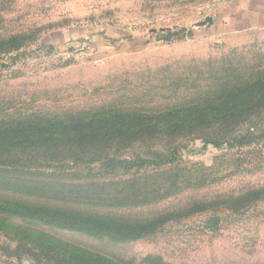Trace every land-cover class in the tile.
I'll return each instance as SVG.
<instances>
[{"label": "rangeland", "instance_id": "rangeland-1", "mask_svg": "<svg viewBox=\"0 0 264 264\" xmlns=\"http://www.w3.org/2000/svg\"><path fill=\"white\" fill-rule=\"evenodd\" d=\"M208 18L214 22L205 23ZM16 34L29 38L19 51L0 55V112L102 106L155 112L203 97L218 78L242 81L250 69L264 67V0H0V35ZM256 123L244 126L256 129L246 145L179 139L174 164L163 170L181 174L191 167L207 186L185 187L165 203L119 208L116 215H185L191 200L264 190V117ZM149 153L134 147L121 155L133 160ZM100 167L66 173L108 183L124 173ZM3 222L8 235L0 231V264H45V245L52 251L58 245L83 248L119 264H264V198L195 210L133 241Z\"/></svg>", "mask_w": 264, "mask_h": 264}, {"label": "trees", "instance_id": "trees-1", "mask_svg": "<svg viewBox=\"0 0 264 264\" xmlns=\"http://www.w3.org/2000/svg\"><path fill=\"white\" fill-rule=\"evenodd\" d=\"M27 38L25 34L0 35V55L19 51ZM250 70L245 80L218 78L203 97L155 112L106 106L59 113H21L14 107L1 111L0 231L8 235L2 226L8 219L133 241L156 233L176 219L191 216L195 210L233 208V204L263 199L264 190L260 188L237 196H222L221 201L191 200L187 204L193 208H188L185 215L174 210L137 218L115 213L123 207L139 209L165 203L180 195L185 187L207 186L202 184L201 177L194 176L191 167L181 174L178 169L163 170L164 166L174 164L179 139L193 137L216 146L250 144L256 129L244 131V126L256 127V120L264 117V67ZM157 145L167 155L157 151ZM134 147L151 151V157L132 160L121 155ZM94 164L110 169L111 175L124 171L121 176L125 179L120 176L108 183L78 180L75 175L68 178L66 170ZM151 166L155 171L148 173ZM143 169L147 173L141 174ZM68 247L58 245V250L52 251L45 245L41 251L45 264H119L104 255ZM155 260L161 262L159 258Z\"/></svg>", "mask_w": 264, "mask_h": 264}, {"label": "water", "instance_id": "water-1", "mask_svg": "<svg viewBox=\"0 0 264 264\" xmlns=\"http://www.w3.org/2000/svg\"><path fill=\"white\" fill-rule=\"evenodd\" d=\"M213 22H214L213 18H208V19L206 20L205 23H210V24H212Z\"/></svg>", "mask_w": 264, "mask_h": 264}]
</instances>
